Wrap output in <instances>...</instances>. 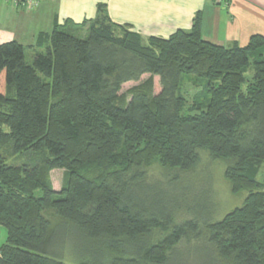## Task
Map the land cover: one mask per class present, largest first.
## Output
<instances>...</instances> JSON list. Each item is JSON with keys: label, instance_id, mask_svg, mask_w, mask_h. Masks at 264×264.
<instances>
[{"label": "trees", "instance_id": "obj_1", "mask_svg": "<svg viewBox=\"0 0 264 264\" xmlns=\"http://www.w3.org/2000/svg\"><path fill=\"white\" fill-rule=\"evenodd\" d=\"M201 26L198 12L190 30L144 42L98 4L94 19H55L31 62L19 43L0 44V264H172L198 247L208 264H264V37L226 48ZM144 75L160 92L150 78L125 101L122 86ZM189 76L203 81L190 102ZM4 149L32 157L9 165ZM202 151L248 195L218 222L176 223L189 212L178 178ZM155 163L164 178L148 175Z\"/></svg>", "mask_w": 264, "mask_h": 264}, {"label": "crops", "instance_id": "obj_2", "mask_svg": "<svg viewBox=\"0 0 264 264\" xmlns=\"http://www.w3.org/2000/svg\"><path fill=\"white\" fill-rule=\"evenodd\" d=\"M98 4L106 5L110 22L138 34L144 42L190 30L198 12L205 42L244 47L250 37H264V0H24L17 6L0 0V44L19 43L26 49V60L30 54L27 62H31L44 50L35 47L39 34H50L55 19L59 24L94 19ZM5 237L0 228V244Z\"/></svg>", "mask_w": 264, "mask_h": 264}, {"label": "rangeland", "instance_id": "obj_3", "mask_svg": "<svg viewBox=\"0 0 264 264\" xmlns=\"http://www.w3.org/2000/svg\"><path fill=\"white\" fill-rule=\"evenodd\" d=\"M30 59V54L27 53V60ZM253 70L250 68L246 71L245 76L248 80L252 78ZM151 78L152 92L156 95L160 92V83L158 77H150L144 75L138 82H129L122 86L120 95L124 97L125 101L130 99V91L134 87L141 85ZM201 82L196 80L194 76L184 77L182 82L183 91L186 99L189 102L192 100L193 95L198 93L201 88ZM245 88V85H244ZM202 89V88H201ZM4 131L8 132V129L4 127ZM2 154L6 155V149L2 151ZM7 156V155H6ZM40 160L48 157L46 153L40 154ZM31 154L20 156H7L6 161L9 165L22 166L26 164L30 159ZM226 169L225 162L221 160H213L208 153L200 152L199 164L189 173L180 174L179 180H181L182 186L176 189V193L186 194V207L189 212L183 208L182 211L177 213L176 223L182 222L186 219L195 218L200 224L209 222H218L226 214L236 208H240L248 195L247 190H241L237 193L231 192L230 184L224 177ZM148 175L151 178H164V173L161 167L155 163L148 170ZM258 180H264V165L262 166ZM49 180L54 190H60L64 184L65 172L63 170H54L49 172ZM164 181V179H163ZM38 196L42 194L37 193ZM188 196V198H187ZM4 230L2 227H0ZM5 233V230H4ZM201 247L197 250L193 248L186 251L180 256L178 260L172 261V264H208V259L204 252H201Z\"/></svg>", "mask_w": 264, "mask_h": 264}, {"label": "built area", "instance_id": "obj_4", "mask_svg": "<svg viewBox=\"0 0 264 264\" xmlns=\"http://www.w3.org/2000/svg\"><path fill=\"white\" fill-rule=\"evenodd\" d=\"M10 1H12L15 4V6H17V5H19V3L23 2L24 0H10ZM26 1H28V0H26Z\"/></svg>", "mask_w": 264, "mask_h": 264}]
</instances>
